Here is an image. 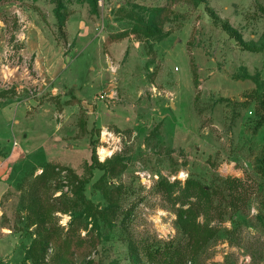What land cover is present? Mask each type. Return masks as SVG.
<instances>
[{
  "label": "rangeland",
  "instance_id": "obj_1",
  "mask_svg": "<svg viewBox=\"0 0 264 264\" xmlns=\"http://www.w3.org/2000/svg\"><path fill=\"white\" fill-rule=\"evenodd\" d=\"M0 264H264V0H0Z\"/></svg>",
  "mask_w": 264,
  "mask_h": 264
},
{
  "label": "trees",
  "instance_id": "obj_2",
  "mask_svg": "<svg viewBox=\"0 0 264 264\" xmlns=\"http://www.w3.org/2000/svg\"><path fill=\"white\" fill-rule=\"evenodd\" d=\"M164 6L160 7V13L158 15V18H156L155 23H153V26L158 27L159 23L162 21L161 19V14L164 10ZM223 27L224 29L232 36L234 37L238 42H240L241 45H243L245 48L250 49V50H255L252 49L253 47H251V45H248L247 42H245L242 34L239 32V30L237 28H235L234 26H232L229 22H224L223 23ZM148 29H150V31L152 32H156L157 29H155V27H148ZM109 160L107 162V160L105 162H97V159L95 161V165L97 164L99 167L101 168H106L107 165L109 164ZM94 164V162H93ZM92 164V165H93ZM45 170H43L44 172ZM179 182V181H178ZM169 185L171 186H175L177 184L175 183H169L167 182ZM187 186L192 187L195 185L193 180H188L186 182ZM199 191H201L202 195H208V190L206 186H202L198 189ZM195 212L193 210V208H181L179 211V222L181 224V227L183 228L184 231L190 233V234H194V232H196L197 230V223H196V218H195ZM51 239H46V241H50Z\"/></svg>",
  "mask_w": 264,
  "mask_h": 264
},
{
  "label": "built area",
  "instance_id": "obj_3",
  "mask_svg": "<svg viewBox=\"0 0 264 264\" xmlns=\"http://www.w3.org/2000/svg\"><path fill=\"white\" fill-rule=\"evenodd\" d=\"M115 88H116V83L114 80H112L111 84L100 93L98 98L99 99L106 97L115 98L117 95ZM102 136H103L102 140L104 141L102 147L106 148L105 156L101 158V160L103 159L104 161L108 158V156L111 157L113 155L116 149V147L114 148V146H116L118 137L113 131H110L109 129H104L102 132Z\"/></svg>",
  "mask_w": 264,
  "mask_h": 264
},
{
  "label": "bare ground",
  "instance_id": "obj_4",
  "mask_svg": "<svg viewBox=\"0 0 264 264\" xmlns=\"http://www.w3.org/2000/svg\"><path fill=\"white\" fill-rule=\"evenodd\" d=\"M102 152L104 153L105 152V149H102Z\"/></svg>",
  "mask_w": 264,
  "mask_h": 264
}]
</instances>
